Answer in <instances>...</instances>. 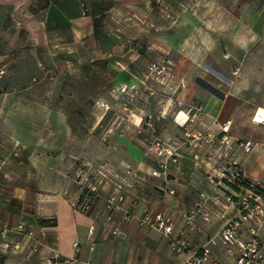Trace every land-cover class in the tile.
Listing matches in <instances>:
<instances>
[{"label":"crops","instance_id":"obj_1","mask_svg":"<svg viewBox=\"0 0 264 264\" xmlns=\"http://www.w3.org/2000/svg\"><path fill=\"white\" fill-rule=\"evenodd\" d=\"M226 1L0 0V71H6L0 76V264H44L56 251L61 264H182L205 246L212 260L236 263L238 246H224L217 235L238 208L207 173L235 161L264 183V123L254 119L264 107V52L234 53L237 46L264 51V18L246 24L237 19L234 0ZM166 60L173 68L161 86L163 111L172 102L185 117L160 138L185 143L179 164L154 177L158 159L146 153L134 94L149 92V65ZM130 97L131 114L109 120ZM110 121L117 126L112 133ZM224 124L231 148L219 140L201 148L186 142V132L220 134ZM243 141L253 143L249 152L236 144ZM15 143L23 145L18 157L10 154ZM100 165L121 176L130 170L125 200L110 220L104 205L116 193L115 179L89 212L78 208L76 172ZM200 193L210 196L204 207L210 221L199 214L189 226ZM145 210L171 217L170 237L187 243L182 253L161 231L141 224ZM20 224L43 243L33 250L34 241L17 234ZM251 229L264 264V222L245 223L242 239L252 237ZM15 243L16 251L3 248Z\"/></svg>","mask_w":264,"mask_h":264},{"label":"built area","instance_id":"obj_2","mask_svg":"<svg viewBox=\"0 0 264 264\" xmlns=\"http://www.w3.org/2000/svg\"><path fill=\"white\" fill-rule=\"evenodd\" d=\"M5 72L4 69L1 70L0 76L4 75ZM171 74L172 63L168 60L151 63L148 67V77L164 85L169 82ZM124 109H126V106ZM180 113L181 112L176 115V119ZM196 117L197 115L194 114L192 117H188L186 122L195 121ZM147 127L151 132H149L146 144V153L158 159L157 167L152 172V176L159 177L161 174H166L171 165L179 164V149L185 141L178 138L171 140L161 139L155 135V128L151 121L147 123ZM184 135L186 142L194 148H201L203 145L212 144L217 140L220 141L222 146L224 145L229 148L234 144L232 137L228 134L227 124L221 127L220 134L197 131L193 134L186 132ZM236 144L239 145L244 152H249L253 147L251 141H243ZM22 150L23 145L15 143L10 154L14 157H18L21 155ZM3 162L4 161L0 158V164ZM129 174L130 170L127 169L126 174L121 176V174L109 165H100L89 172L85 170V168L77 171L75 174V181L79 186L81 194L84 193V198L78 205L79 210L89 212L93 202L100 198L102 193L107 189L110 180L115 179L116 193L108 196L105 199L104 205L106 217L110 220L113 211L125 200L123 191L125 185H127ZM207 178L211 183L225 186L228 190L226 200L229 203L235 204L238 208V215L225 222L223 228L217 235V239L226 247L232 245L238 246V255L235 264H258L259 261L263 259V253L260 248L259 239L257 238V231L255 229L250 230L252 237L249 240L242 239L240 232L245 223L253 222L260 224L264 222V183L257 178H248L241 166L235 161H225L224 163L218 164L217 167L211 168L207 173ZM242 181H247V185L241 184ZM168 192L172 195L175 193L174 190H169ZM209 199L210 196L207 193L199 194L197 201L187 215V224L189 226L194 225L195 218L199 214L205 221H210L209 213L204 211V207ZM132 207H135V204H133ZM141 224L147 228L161 231L164 235L169 237L171 249L176 253H182L187 247L185 240L170 237L173 230V223L171 217L166 213L151 215L145 210L141 218ZM16 232L19 235H26L34 241L33 250L43 243L42 240L35 238V233L32 228L23 224L17 226ZM112 233L116 234L117 229ZM215 241L214 238L211 239V242L214 243ZM77 245L76 243L75 246ZM3 248L16 251L20 248V244H3ZM62 262L61 254L56 251L51 257L45 259L44 264H61ZM182 264L221 263L211 259L210 248L205 246L199 250H194Z\"/></svg>","mask_w":264,"mask_h":264},{"label":"rangeland","instance_id":"obj_3","mask_svg":"<svg viewBox=\"0 0 264 264\" xmlns=\"http://www.w3.org/2000/svg\"><path fill=\"white\" fill-rule=\"evenodd\" d=\"M225 4H227L226 0H224ZM206 3V2H205ZM233 4L236 8V16L237 19L245 18L246 24L249 22V18H264V0H234V3L230 2V5ZM247 13H243V12ZM217 18V15L214 17ZM243 22V21H242ZM224 50H227L228 47H222ZM230 48V47H229ZM264 52L263 49L256 45V46H237L235 47V52H241V53H260ZM226 54V51H224ZM155 63V62H153ZM172 63V62H171ZM173 68V63H172ZM172 75V74H171ZM146 85L148 86V93H146V90L143 92H140L139 95H135L134 97L138 99L140 103V134L141 137H148L150 129L147 127V123L151 121L155 128V135L158 137L163 136L164 130L169 129V125L174 124L175 116H176V109L174 105L170 104L168 106V109L166 107V110L163 111V106L165 105V97L163 95V91L161 86L168 85V82L166 85L158 83L151 78L148 77L145 79ZM147 89V88H146ZM131 99L128 100V103L125 102V105L123 106L122 110H112L111 116L109 120L113 119H119V118H127L132 111L131 108ZM48 100V99H47ZM126 106V109H124ZM167 106V105H166ZM115 119V120H116ZM112 121L109 122V133H112L116 130L117 126L110 125ZM176 125V124H175ZM98 129V128H97ZM143 142H145L143 140Z\"/></svg>","mask_w":264,"mask_h":264},{"label":"bare ground","instance_id":"obj_4","mask_svg":"<svg viewBox=\"0 0 264 264\" xmlns=\"http://www.w3.org/2000/svg\"><path fill=\"white\" fill-rule=\"evenodd\" d=\"M182 117H185V115L181 113L180 116L177 117V120H178L179 122L184 121V120H183L184 118H182ZM255 120H256L257 122H259V123H264V107H260V108H259V110H258V112H257V114H256V117H255Z\"/></svg>","mask_w":264,"mask_h":264},{"label":"trees","instance_id":"obj_5","mask_svg":"<svg viewBox=\"0 0 264 264\" xmlns=\"http://www.w3.org/2000/svg\"><path fill=\"white\" fill-rule=\"evenodd\" d=\"M241 184L247 185V181H242ZM84 198V193L81 194V201ZM41 224H46V221H42Z\"/></svg>","mask_w":264,"mask_h":264}]
</instances>
